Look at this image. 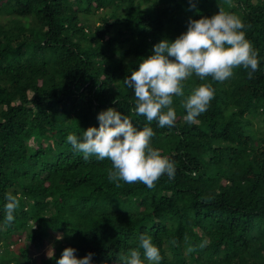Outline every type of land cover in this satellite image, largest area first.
<instances>
[{
    "label": "trees",
    "instance_id": "trees-1",
    "mask_svg": "<svg viewBox=\"0 0 264 264\" xmlns=\"http://www.w3.org/2000/svg\"><path fill=\"white\" fill-rule=\"evenodd\" d=\"M220 9L251 25L252 78L243 67L223 83L193 73L171 128L136 115L123 80ZM206 83L215 98L189 124L182 105ZM109 108L153 129L174 179L116 187L110 160L73 149L67 137L99 128ZM8 193L19 199L10 224ZM141 235L161 264H264V0H0V264H57L69 247L93 253L91 264H123Z\"/></svg>",
    "mask_w": 264,
    "mask_h": 264
},
{
    "label": "clouds",
    "instance_id": "clouds-1",
    "mask_svg": "<svg viewBox=\"0 0 264 264\" xmlns=\"http://www.w3.org/2000/svg\"><path fill=\"white\" fill-rule=\"evenodd\" d=\"M246 27L251 28V25L246 26L237 15L220 9L211 18L191 20L187 31L175 41L165 39L156 44L153 54L143 59L139 69L123 80L128 88L134 89V113L146 117L149 123L158 121L161 128H171L177 121L173 98L184 97V82L193 73L201 80L211 77L223 83L233 77L234 69L243 67L251 69L248 76L252 78L259 68V54L246 38ZM214 98L215 88L210 83L196 88L182 105L187 111L184 120L189 124L197 123V118L207 111ZM98 121L99 128H88L80 139L70 134L67 142L85 159L94 155L99 160H110L112 168L108 171V179L116 187H121L123 181L130 185L139 182L152 189L165 175L175 178L176 162L152 146L155 133L151 127L139 130L127 115L113 108L102 111ZM6 199L5 222L10 224L15 219L13 214L19 199L11 193ZM185 241L187 243V237ZM207 243L205 240L199 247L204 248ZM195 250L191 246L187 249L188 252ZM76 251L66 248L57 264H91L93 253L80 259ZM53 255L50 251L49 257ZM121 259L123 264H145V261L161 264L163 257L152 238L141 235L139 247Z\"/></svg>",
    "mask_w": 264,
    "mask_h": 264
},
{
    "label": "rangeland",
    "instance_id": "rangeland-1",
    "mask_svg": "<svg viewBox=\"0 0 264 264\" xmlns=\"http://www.w3.org/2000/svg\"><path fill=\"white\" fill-rule=\"evenodd\" d=\"M95 20H96V16H92V17H90V21H91L92 23H94ZM56 235L58 236L59 234L56 233ZM50 248H51V247H50ZM50 248H49V249H50ZM50 251H52V248H51L48 252H50Z\"/></svg>",
    "mask_w": 264,
    "mask_h": 264
}]
</instances>
